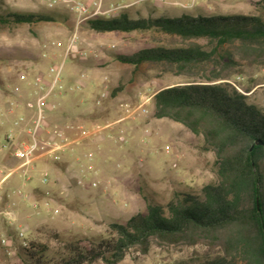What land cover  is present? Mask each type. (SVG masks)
I'll use <instances>...</instances> for the list:
<instances>
[{
	"label": "rangeland",
	"instance_id": "374dc122",
	"mask_svg": "<svg viewBox=\"0 0 264 264\" xmlns=\"http://www.w3.org/2000/svg\"><path fill=\"white\" fill-rule=\"evenodd\" d=\"M81 1L91 5L94 0ZM131 1L134 0L125 3ZM217 1L224 8L226 5L230 7L219 11L210 9L207 0L198 1L195 7L206 8L201 14L203 16L244 15L258 16L264 20L262 0ZM48 2L0 0V14L7 10L62 16V21L58 23L13 25L0 31L2 142L14 119L32 118L36 92L47 91L54 77L49 69L58 67L62 62L59 81L47 100L45 128H58L69 135L76 133L79 128L112 124L124 115L122 105L135 108L140 104L142 94L150 96L160 89L185 82L163 65L142 64L134 68L116 61L115 56L118 54L129 55L143 48L187 44L155 32L96 33L83 23L76 31L77 50L85 56L72 53L65 58L67 43L75 32V19L64 6L49 7ZM172 2L184 3L179 0H168L166 3L142 2L130 10L147 17L149 12L146 6L158 9L154 4H160L166 7L155 16L177 18L199 14L195 7L186 10L172 5ZM117 4L124 3L120 0H103V10ZM100 17L109 18L111 15ZM132 18L136 19L137 16L134 14ZM193 43L204 51L214 47L207 40ZM221 53L237 62L233 70L236 77L230 81L241 90L252 88L247 94L249 102L263 105L264 64L242 57L243 51L238 44L222 47ZM217 61L218 58H215L210 64L194 71L202 75L209 74L218 69ZM37 78L42 80L38 86L35 85ZM113 90L117 92L113 94ZM151 101L146 106V113L138 111L68 152L74 154L77 149L80 150L71 160L67 161L65 154L60 162L41 159L28 170L26 179L15 173L6 181L17 178L21 184H26L35 180L43 189L48 188L47 198L50 199L47 206L43 200L36 199L37 211L32 209L31 201L26 206L25 219L20 222L16 219L10 223L14 231H9L13 232L16 239L15 246H24L23 242L27 244L36 240L47 244L52 254L59 251L62 241L106 237L110 223L124 222L138 213H145L143 197L166 205L176 193L201 195L203 187L216 181L215 157L205 147L203 138L193 135L178 123L153 118ZM18 109L22 115L10 117ZM166 147L169 148L168 153H165ZM88 153L92 154V160L86 159ZM16 165L17 161L7 150L0 151V168L7 170ZM44 173L48 174V182L45 184L41 182ZM82 174L88 177L84 187L76 183ZM90 181H98L99 186L90 188ZM55 187L59 190L55 191ZM19 189L29 197L25 189ZM14 193L15 190L9 193L10 196L6 198L9 200L1 209L13 201ZM19 228L25 231L23 239L17 235ZM53 234L59 236V241L52 238ZM6 238L0 239V264H12L15 261V247L7 248L8 243H1L2 239L7 241ZM207 254L208 251L202 245L171 249L152 247L145 256L131 251L119 264H201ZM239 261L243 263L240 255Z\"/></svg>",
	"mask_w": 264,
	"mask_h": 264
},
{
	"label": "trees",
	"instance_id": "16d2710c",
	"mask_svg": "<svg viewBox=\"0 0 264 264\" xmlns=\"http://www.w3.org/2000/svg\"><path fill=\"white\" fill-rule=\"evenodd\" d=\"M130 8L84 24L96 33L155 32L187 43L143 48L115 59L134 68L163 65L185 80L154 93L152 117L168 119L201 136L214 154L216 181L203 187L201 195L176 193L166 205L143 197L145 213L110 223L106 237L62 241L52 254L47 244L36 240L15 246L9 231L12 243L6 247H15L12 264H119L131 251L145 256L152 247L198 245L208 251L201 264H241L239 255L242 264H264V103H250L247 94L252 88L241 90L230 81L236 77L237 62L221 53L222 47L238 44L242 57L264 64V20L244 15L171 18L155 16L158 10L148 6L145 17ZM61 18L55 13L6 10L0 14V31L13 25L58 23ZM197 40L214 47L204 51L193 43ZM215 58L217 70L206 75L194 71ZM52 238L59 241L56 234Z\"/></svg>",
	"mask_w": 264,
	"mask_h": 264
},
{
	"label": "built area",
	"instance_id": "2783aa9c",
	"mask_svg": "<svg viewBox=\"0 0 264 264\" xmlns=\"http://www.w3.org/2000/svg\"><path fill=\"white\" fill-rule=\"evenodd\" d=\"M162 2L166 3L168 0H134L129 3L117 4L112 6L108 10H103V0H94L91 5L86 4L81 0H49L48 6L55 7L58 5L64 6L68 11L73 15L75 19V32L70 37L66 50L65 58L72 53L78 54L80 57H84L83 52L77 50V29L85 21L104 15H116L118 11L126 8L133 7L142 2ZM200 0H191L189 3H178L172 2L174 6H179L183 9H192L195 4ZM63 68V62L58 67H51L49 69L50 73L54 74L51 84L48 86L47 91L45 92H36V98L34 103V114L31 119L25 117H18L14 119L11 123V128L6 132L3 142L0 145V150H7L12 158L17 161V165L12 169H3L0 168V189L3 184L15 173L23 178H27L28 170L34 165L38 160H47L51 162H60L64 154L73 151V149L79 146L86 140L97 136L99 133L105 129H109L113 124L127 120L138 111L146 113V106L151 101L153 95L146 96L142 94L140 97V104L135 108H130L127 105H122L124 115L117 120L116 122L100 126L95 125L92 128H79V130L69 135L65 131L52 128H45V110L47 109V100L50 95L53 93V89L59 81L61 72ZM42 83L41 78L35 80V85L38 86ZM42 91L43 88L40 87ZM31 107V106H30ZM169 152V148H165V153ZM92 154L88 153L86 155L87 160H92ZM88 177L85 174L81 175V178L77 180V185L80 187L85 186V182L88 180ZM43 184L48 182V174L44 173L41 179ZM88 186L92 189H95L99 186L98 181H90ZM18 196H21L23 199L27 200L28 196L23 194L21 190L15 192ZM48 204H46L47 206ZM33 210L37 211L38 204L36 202L31 203ZM15 203L10 202L6 207L0 210V215L8 223L15 222L17 217L14 211ZM17 235L19 238L23 239L25 231L21 228L18 229ZM2 244H6L5 239L1 240ZM23 245L26 244L23 242Z\"/></svg>",
	"mask_w": 264,
	"mask_h": 264
},
{
	"label": "crops",
	"instance_id": "0c3cea01",
	"mask_svg": "<svg viewBox=\"0 0 264 264\" xmlns=\"http://www.w3.org/2000/svg\"><path fill=\"white\" fill-rule=\"evenodd\" d=\"M127 0H120L121 3H125ZM181 2H188L189 0H179ZM230 1V0H229ZM232 1V0H231ZM208 2V8L210 9H215L217 11L219 10H224L225 8H229L230 6L226 5L225 8L223 5H219L217 0H207ZM158 9V12L160 11V9H164L166 6L160 5V4H154ZM195 7V6H194ZM195 10H197L199 12L198 16H203L201 15L203 11H205V7L202 8V6H196L194 8ZM21 114V110L18 109L17 111L14 112V114L10 117H17ZM2 143V139L0 138V144ZM1 151V150H0ZM80 150H76V152L73 153H67L65 154V159L67 158L68 160H71L77 153H79ZM3 152V151H1ZM37 171V169L35 170ZM34 173V172H33ZM34 175V174H33ZM21 189H25L28 193H29V197H28V201L23 199L21 196H18L16 193H14V195L12 196V202L15 203V213L17 216V221L20 222L22 220L25 219V214H26V206L32 201V202H37L36 199H40L43 200V202L45 204H49L50 203V199L47 198L48 195V188H44L41 186V184H37V182L35 180H31L30 182L22 183L17 180V178H15L12 181H8L6 182L0 189V210H2L1 206L4 204H6V201H8L9 199H6L8 196H10L9 193H11V191L13 192L15 190V192H17L18 190ZM55 191L59 190V188L55 187L54 188ZM16 194V195H15ZM11 198V197H9ZM9 230L14 231V229L12 228V225L10 223H8L7 221H5L3 219V217L0 215V239L1 238H6L8 237L7 232ZM7 239V243L10 244V240L8 238ZM1 250V247H0Z\"/></svg>",
	"mask_w": 264,
	"mask_h": 264
}]
</instances>
